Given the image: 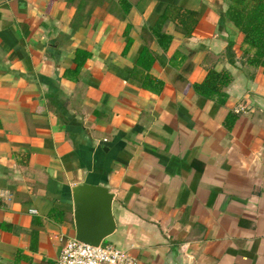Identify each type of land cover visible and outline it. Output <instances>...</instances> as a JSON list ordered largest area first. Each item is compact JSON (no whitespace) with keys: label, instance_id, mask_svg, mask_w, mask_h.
<instances>
[{"label":"crops","instance_id":"0c3cea01","mask_svg":"<svg viewBox=\"0 0 264 264\" xmlns=\"http://www.w3.org/2000/svg\"><path fill=\"white\" fill-rule=\"evenodd\" d=\"M124 2L0 0V264H56L80 183L112 195L102 242L136 264H264V72L223 0ZM167 5L196 23L165 21L162 48ZM144 48L157 89L132 78ZM208 67L223 103L192 89Z\"/></svg>","mask_w":264,"mask_h":264},{"label":"trees","instance_id":"16d2710c","mask_svg":"<svg viewBox=\"0 0 264 264\" xmlns=\"http://www.w3.org/2000/svg\"><path fill=\"white\" fill-rule=\"evenodd\" d=\"M225 6L223 18L230 21L242 34V44L245 46L243 54H250L257 65L264 72V0H223ZM121 7L125 11V2L120 0ZM165 21H174L176 29L183 35L189 36L196 23V12L179 6L167 5L158 15L152 33L157 43L166 47L170 35L160 32V27ZM129 43V40L127 41ZM126 42V46L128 43ZM229 61L231 60V42L225 48ZM153 61V54L144 48L138 59L134 62L132 78L137 79L142 85L157 89L160 81L152 78L149 74L138 75L143 70H148ZM231 81V75L227 70H215L213 67L206 68V73L200 82L192 83L193 91L202 97H215L218 103L226 99L224 87ZM234 115L228 114L225 125L230 126Z\"/></svg>","mask_w":264,"mask_h":264},{"label":"water","instance_id":"95a60500","mask_svg":"<svg viewBox=\"0 0 264 264\" xmlns=\"http://www.w3.org/2000/svg\"><path fill=\"white\" fill-rule=\"evenodd\" d=\"M74 239L98 245L114 229L112 195L101 185L80 183L71 188ZM166 264H188L172 258Z\"/></svg>","mask_w":264,"mask_h":264},{"label":"built area","instance_id":"2783aa9c","mask_svg":"<svg viewBox=\"0 0 264 264\" xmlns=\"http://www.w3.org/2000/svg\"><path fill=\"white\" fill-rule=\"evenodd\" d=\"M242 110V105L234 109L235 112ZM56 264H136V260L125 249L110 243L90 245L67 238L62 242Z\"/></svg>","mask_w":264,"mask_h":264}]
</instances>
